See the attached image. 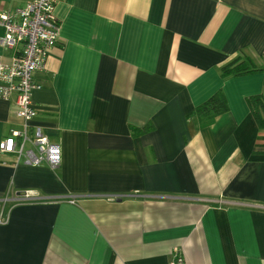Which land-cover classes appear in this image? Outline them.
I'll return each mask as SVG.
<instances>
[{"label": "crops", "instance_id": "0c3cea01", "mask_svg": "<svg viewBox=\"0 0 264 264\" xmlns=\"http://www.w3.org/2000/svg\"><path fill=\"white\" fill-rule=\"evenodd\" d=\"M54 14L33 124L61 162L0 152V264H169L174 248L184 264H264V131L246 103L264 72L220 75L241 54L264 66V0H58ZM219 89L228 111L199 128L187 116ZM16 110L0 100V141Z\"/></svg>", "mask_w": 264, "mask_h": 264}, {"label": "built area", "instance_id": "2783aa9c", "mask_svg": "<svg viewBox=\"0 0 264 264\" xmlns=\"http://www.w3.org/2000/svg\"><path fill=\"white\" fill-rule=\"evenodd\" d=\"M58 0H30L12 13L0 11V46L14 49L9 62L0 55V100L14 97L21 128L11 130L0 141V152L11 154L15 164L48 166L61 162L60 146L38 125L32 91L37 88L33 74L45 68L50 50L59 39L60 24L54 14ZM169 264H184L181 251L174 248Z\"/></svg>", "mask_w": 264, "mask_h": 264}, {"label": "trees", "instance_id": "16d2710c", "mask_svg": "<svg viewBox=\"0 0 264 264\" xmlns=\"http://www.w3.org/2000/svg\"><path fill=\"white\" fill-rule=\"evenodd\" d=\"M256 72H264V66H258L255 61L247 55H239L232 61L220 68V75L223 79L229 77H240ZM246 103L250 113L260 130L264 131V94H256L246 98ZM228 111L226 97L221 89L217 90L209 98L195 107L187 118L195 119L198 127L203 128L214 123L217 116ZM151 126L138 129L137 132H146ZM258 139H264V135L258 136Z\"/></svg>", "mask_w": 264, "mask_h": 264}]
</instances>
